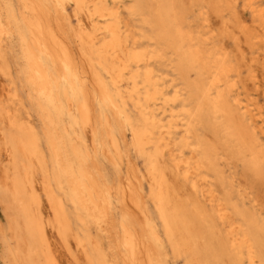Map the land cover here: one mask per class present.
<instances>
[{
  "label": "bare ground",
  "instance_id": "bare-ground-1",
  "mask_svg": "<svg viewBox=\"0 0 264 264\" xmlns=\"http://www.w3.org/2000/svg\"><path fill=\"white\" fill-rule=\"evenodd\" d=\"M237 4L0 0L4 264H264L262 59L224 44L264 58V0Z\"/></svg>",
  "mask_w": 264,
  "mask_h": 264
},
{
  "label": "rangeland",
  "instance_id": "rangeland-1",
  "mask_svg": "<svg viewBox=\"0 0 264 264\" xmlns=\"http://www.w3.org/2000/svg\"><path fill=\"white\" fill-rule=\"evenodd\" d=\"M244 2H245V0H238L237 9L235 10V14H236V16L238 17V19L240 21L244 20V22H245L244 24L247 25V26H250V24H252V21H253V15L249 11L244 10L245 9L244 8ZM259 5H260L259 9L260 8H264V4H258V6ZM199 12H200V10H196L194 13L198 15ZM201 12H204V11L202 10ZM239 13L241 14V17L239 15ZM211 16H213V15L211 14L210 17ZM242 17H243V19L241 20ZM227 18H230L231 19V18H233V16L232 15L231 16L228 15ZM216 20L217 19H215V18L213 20L214 23H218L216 25L214 24V29L217 32H221L220 31L221 30V22H218L219 19L217 21ZM224 41H225V43H224ZM224 41H223L222 38H219V39H217V44L218 45H221L222 43H224L226 45V47L228 49V52L231 55L232 62L235 64V66H239L242 63H245L246 62L245 64L247 65V67H249V65L247 63L251 59H255L256 57H259V56H260V59H262L261 62L255 63V65L252 68H250L249 72H247L245 74V76H246L245 79L246 80L244 79V82L243 83L246 86H245V89H244L245 91L243 93L244 94L243 96L246 97V98L248 97L247 98L248 101L253 102L251 104H252V108L255 110V113L258 114V116H262V118H264V110H263L264 109V58H263V56L260 55V52L259 51L252 52L254 50H250L247 47V45L245 43H243V42L241 44V46L243 48V53H242L240 50H238V48H237L238 45L237 44H234L232 40H230L228 38H225ZM245 49H246V51H245ZM234 50H236V51H234ZM235 53H237V55ZM234 58H235V60H234ZM236 59L238 61H236ZM239 59L242 62H239L240 61ZM2 83L3 82L1 80V82H0V88H2V85H3ZM258 109H260V111H258ZM260 193H262V194H260ZM259 194L261 195L260 198H263V196H264V187H259V189L257 191V195L259 196ZM2 213H3V210H2V207L0 206V214H1L0 215V218L3 220V222H5V220L3 218L4 216L2 215ZM49 236H50L51 240L55 241V239L52 238L50 234H49ZM2 249H3V246L0 243V264H4V262L2 261V258H1ZM59 256H60L61 264H73L72 263V260L71 259L69 260L68 256L63 252V250L61 248H59Z\"/></svg>",
  "mask_w": 264,
  "mask_h": 264
}]
</instances>
